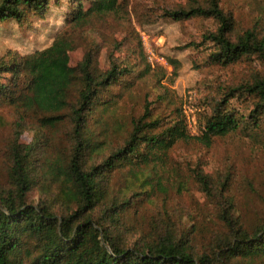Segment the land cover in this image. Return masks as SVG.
<instances>
[{
	"label": "rangeland",
	"instance_id": "374dc122",
	"mask_svg": "<svg viewBox=\"0 0 264 264\" xmlns=\"http://www.w3.org/2000/svg\"><path fill=\"white\" fill-rule=\"evenodd\" d=\"M92 1L85 0L86 10ZM195 1L205 5L208 0H105L111 12L93 13L86 23L75 26L66 20L73 13L72 4L62 0L52 3L44 16L31 15L21 24L0 23V59L10 61L43 51L62 34L71 44L70 67H76L87 52L93 53L102 71L109 70L113 62L127 67L129 75L106 93L107 106L89 118L88 131L100 147L95 156L99 162L124 144L133 122L145 113L149 112L146 121L161 123L160 130L184 116L193 134L227 89L248 83L256 75L264 77V62L256 56L224 67L211 62L212 45L189 46L216 30L213 19L176 22L162 16L164 10L187 8ZM221 7L233 19L232 39L246 30H255L264 38V0H221ZM24 94L17 92L19 101L13 106L0 101V190L9 188L11 146L16 125L23 119L21 142H39L36 153L41 177L27 197L29 204L38 205L60 196L63 179L56 182L47 171L50 162L70 153L72 123L65 110L55 124H45L44 119L56 114L28 108ZM255 101L250 96L230 99L228 106L246 124L215 138L210 147L196 140L178 142L165 163L147 168L152 185L140 189L126 169L111 174L109 198L139 193L132 197L116 231L121 239L183 237L192 252L200 255L232 238L223 218L226 213L249 232L264 223V117L258 126L248 119ZM198 172L207 176L210 195L197 180ZM254 264H264V260Z\"/></svg>",
	"mask_w": 264,
	"mask_h": 264
},
{
	"label": "trees",
	"instance_id": "16d2710c",
	"mask_svg": "<svg viewBox=\"0 0 264 264\" xmlns=\"http://www.w3.org/2000/svg\"><path fill=\"white\" fill-rule=\"evenodd\" d=\"M61 2L0 0V23H24L31 15L44 16L52 3ZM68 2L73 13L66 20L75 26L86 23L93 13L101 15L113 10L105 0H93L88 10L85 0ZM162 16L176 22L213 19L218 25L216 30L189 46L212 45L209 57L215 65L226 67L253 56L264 62V38L255 30H246L232 39L233 19L221 7V0H208L205 5L195 1L187 8L164 10ZM61 35L43 51L10 61L0 59L1 102L13 106L19 101L17 92H25L28 108L56 114L44 119L45 124H55L65 110L72 123L70 153L50 162L47 171L52 180L63 179L60 196L56 194L51 201L46 199L38 205L29 204L27 197L41 177L36 153L39 142L22 143L20 129L24 120L17 123L11 146L9 188L0 190V264H254L264 260V223L249 232L227 213L223 218L232 238L222 241L211 253L196 255L186 239L168 234L150 241L121 239L116 231L132 197L139 193L128 188L133 195L109 198L108 181L113 172L126 169L140 183V189L146 188L152 185L147 168L165 163L178 142L196 140L210 147L215 138L238 131L246 121L228 106L230 99H255L248 119L258 126L264 117V77L256 75L248 83L227 89L215 101L204 125L193 134L184 116L160 130L161 123L146 121L149 112L145 113L133 122L124 144L98 162L95 156L100 147L88 131L89 118L101 106H107L106 93L130 71L116 62L102 71L91 52L76 67H70L71 44ZM196 177L203 191L210 195L207 176L198 172Z\"/></svg>",
	"mask_w": 264,
	"mask_h": 264
}]
</instances>
